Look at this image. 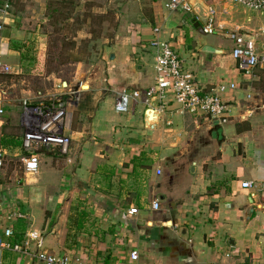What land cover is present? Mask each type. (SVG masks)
<instances>
[{
    "label": "crops",
    "instance_id": "1",
    "mask_svg": "<svg viewBox=\"0 0 264 264\" xmlns=\"http://www.w3.org/2000/svg\"><path fill=\"white\" fill-rule=\"evenodd\" d=\"M7 1L11 15L0 31V63L14 73L7 57L14 63L21 57L14 45L20 43L26 16L18 0ZM170 1L131 2L136 17L124 19L104 48V80L83 90L64 83L70 153L62 167L54 156L40 155L37 173H6L8 159L23 162L25 128L21 105L2 97L0 106L7 108L0 139V242L12 247L31 228L42 233L46 252H80L97 264H130L133 251L139 252L135 264H264L262 69L246 81L232 56L231 38L257 34V48L264 49V15L229 0H188L190 12L182 7L170 11ZM39 8L42 14L43 5ZM211 8L223 30L207 35L203 29ZM158 37L183 59L203 94L228 86L222 95L228 124L181 111L171 97L162 110L149 96L157 79V50L151 43ZM134 91L142 95L132 102L131 112L117 113L121 95ZM150 109L159 115L149 123ZM48 173V187L31 188ZM248 182L252 189L243 187ZM156 201L159 210L153 209ZM9 206L31 216L30 222L11 224V239L4 234ZM133 209L137 214H130ZM30 251L36 253L37 247L33 244ZM0 264L35 261L0 247Z\"/></svg>",
    "mask_w": 264,
    "mask_h": 264
},
{
    "label": "built area",
    "instance_id": "2",
    "mask_svg": "<svg viewBox=\"0 0 264 264\" xmlns=\"http://www.w3.org/2000/svg\"><path fill=\"white\" fill-rule=\"evenodd\" d=\"M140 1V0H132ZM235 5H241L246 9L259 12L264 15V0H229ZM170 11H176L182 7L186 12L191 11L188 0H171L167 5ZM11 15V4L9 1L0 4V31L3 30L6 21ZM217 30H223L222 26L216 23V10L211 8L208 13L204 33L212 35ZM156 35L161 33L160 29L155 30ZM264 35V28L260 31ZM231 38L235 42L232 52L234 60L238 64V69L243 78L248 81L257 69L264 68V52L257 48V34H232ZM151 46L156 48V72L157 79L153 90L149 93L152 99H158L161 103L159 108H166L169 98L179 106L181 111L194 115H205L220 125L229 123L228 102L222 95L228 89L226 85H220L217 91L211 94H203L195 81V76L185 68L183 59L177 54L169 42L156 38ZM10 66L0 63V75L11 74ZM83 85L80 88L83 90ZM231 89H236L235 84L230 85ZM75 94L76 92H72ZM76 95V94H75ZM140 91L126 92L121 95L119 102L115 106L117 113L127 115L131 112L133 101L141 98ZM251 99L252 95L249 94ZM2 99L0 97V104ZM146 104L151 106L150 98L146 99ZM23 127L25 133L22 138L24 150V170L28 175L37 173L40 169V151L57 150L65 154L68 152L70 139L65 134V121L68 113V104L64 101H56L50 104L32 105L30 101L23 103ZM4 111L0 106V139L4 126ZM4 166L3 153L0 150V169ZM162 172L158 171V175ZM245 189H252L253 183H244ZM159 202H154L153 209L159 210ZM131 215L137 214V210L130 211ZM5 237L11 239L15 237V231L11 225L19 221H31L30 213L22 210L18 206L8 208L6 215ZM33 244L37 247V252L30 251ZM44 239L39 231L29 229L25 236L15 245L0 242V247L12 248L14 251L31 256L35 264H97L85 261L80 252L67 255H54L43 250ZM81 250V249H80ZM227 257L230 255L227 254ZM139 260V252L133 251L130 254V264H135Z\"/></svg>",
    "mask_w": 264,
    "mask_h": 264
},
{
    "label": "rangeland",
    "instance_id": "3",
    "mask_svg": "<svg viewBox=\"0 0 264 264\" xmlns=\"http://www.w3.org/2000/svg\"><path fill=\"white\" fill-rule=\"evenodd\" d=\"M56 1H17L16 5L19 8L23 6L21 10L26 16L21 26L24 33L18 38L20 43L14 45L20 49L21 57L16 58L15 63L13 58L7 57L14 73L0 75L2 101V97H8L15 105L20 104L22 109L24 101H30L32 105L50 104L63 101L66 89L64 83L78 88L87 85L90 88L92 81L102 82L105 78L102 59L104 48L113 42L121 22L130 20V14L133 17L130 3L139 2L79 0L75 8L73 5H57L62 8L64 15H70L71 20L54 25L46 18V13L47 4ZM40 5L45 9L42 14L38 13ZM32 16L35 18L32 19ZM260 51L264 52V49ZM261 69L260 89L264 91V70ZM2 108L5 114L7 106ZM40 152V155L54 156L58 161L56 166L62 167L70 147L65 154L45 149ZM4 167L8 174L24 176L23 162L19 160L8 159ZM51 178V173L40 175L38 182L31 188L48 187Z\"/></svg>",
    "mask_w": 264,
    "mask_h": 264
},
{
    "label": "trees",
    "instance_id": "4",
    "mask_svg": "<svg viewBox=\"0 0 264 264\" xmlns=\"http://www.w3.org/2000/svg\"><path fill=\"white\" fill-rule=\"evenodd\" d=\"M6 1L7 0H5L4 2H6ZM78 2H79V0H77V1L76 0H57L56 2L48 3L47 4L46 18L49 21H52L54 25H58L61 22H67V21L71 20L70 15H64L65 13L63 11H61L62 8L60 6H57V5H62V6L73 5V7L75 8L76 3L78 4ZM49 151H52V150H49ZM53 151H57V150H53ZM40 154H41V152H40Z\"/></svg>",
    "mask_w": 264,
    "mask_h": 264
},
{
    "label": "water",
    "instance_id": "5",
    "mask_svg": "<svg viewBox=\"0 0 264 264\" xmlns=\"http://www.w3.org/2000/svg\"><path fill=\"white\" fill-rule=\"evenodd\" d=\"M159 111L155 109H150L147 111V117H148V122L155 121V119L158 117Z\"/></svg>",
    "mask_w": 264,
    "mask_h": 264
}]
</instances>
